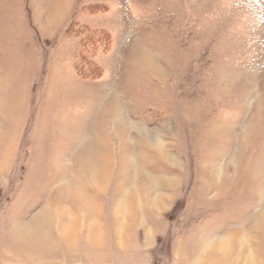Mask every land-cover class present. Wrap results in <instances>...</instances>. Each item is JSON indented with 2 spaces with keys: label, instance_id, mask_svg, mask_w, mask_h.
<instances>
[{
  "label": "rangeland",
  "instance_id": "374dc122",
  "mask_svg": "<svg viewBox=\"0 0 264 264\" xmlns=\"http://www.w3.org/2000/svg\"><path fill=\"white\" fill-rule=\"evenodd\" d=\"M252 263L264 0H0V264Z\"/></svg>",
  "mask_w": 264,
  "mask_h": 264
},
{
  "label": "bare ground",
  "instance_id": "6f19581e",
  "mask_svg": "<svg viewBox=\"0 0 264 264\" xmlns=\"http://www.w3.org/2000/svg\"><path fill=\"white\" fill-rule=\"evenodd\" d=\"M96 150H98V148H96ZM97 161H99V163L101 164V167H103V165H104V163H105V160L103 159V158H101V159H98ZM95 162H96V160H95ZM94 166V164H92V167ZM96 173H98V172H96ZM75 194L77 195V196H80L79 195V192L78 191H76V189H75ZM45 217H46V215H43L42 216V218H41V220H44L45 219ZM31 223V222H30ZM34 224V223H33ZM36 226V225H35ZM226 242L224 241V240H222V242L220 243V245H219V247L218 248H220V250L221 249H224V247H225V244ZM253 264V263H252Z\"/></svg>",
  "mask_w": 264,
  "mask_h": 264
}]
</instances>
